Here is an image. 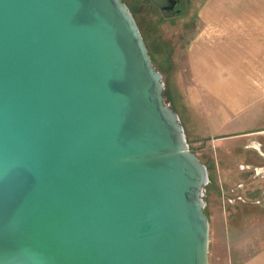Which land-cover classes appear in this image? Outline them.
I'll use <instances>...</instances> for the list:
<instances>
[{"label": "water", "instance_id": "obj_1", "mask_svg": "<svg viewBox=\"0 0 264 264\" xmlns=\"http://www.w3.org/2000/svg\"><path fill=\"white\" fill-rule=\"evenodd\" d=\"M163 87L123 0H0V264H208Z\"/></svg>", "mask_w": 264, "mask_h": 264}, {"label": "crops", "instance_id": "obj_2", "mask_svg": "<svg viewBox=\"0 0 264 264\" xmlns=\"http://www.w3.org/2000/svg\"><path fill=\"white\" fill-rule=\"evenodd\" d=\"M183 1L193 7L197 26L186 46L193 85L185 111L178 114L180 123L184 132L210 138L219 147L207 165L211 172L215 163L217 173L208 176L217 178L235 199L249 200L242 207L245 213H234L224 224L258 225L253 210L264 200V188L247 191L239 180L264 178V0ZM231 179L235 185L229 188ZM208 204L214 212L211 199ZM215 242L213 257L219 246ZM223 249L230 252L227 244ZM230 264H264V240Z\"/></svg>", "mask_w": 264, "mask_h": 264}, {"label": "rangeland", "instance_id": "obj_3", "mask_svg": "<svg viewBox=\"0 0 264 264\" xmlns=\"http://www.w3.org/2000/svg\"><path fill=\"white\" fill-rule=\"evenodd\" d=\"M123 1L137 23L154 67L161 74L164 101L175 110L177 115L181 114L188 104L187 93L193 85L186 62V46L197 26L196 18L192 15L193 7H189L183 0H179L177 4L179 12L171 16H163L158 7L150 0ZM184 135L189 149L204 164L207 171L209 168L207 165L210 163L208 159L212 155L211 153L219 150V147L214 146L210 138L197 139L198 137L195 138L197 135L193 136L187 131L184 132ZM231 148L234 150V147ZM212 164L215 165V163ZM213 165H211V172L210 170L207 172L208 179L204 185L202 196L203 211L208 223V264H230L237 258L250 254L252 250L262 244L264 240V200H259L257 211L253 210L258 225H225L224 222L234 213L247 211L242 207L248 204L249 200L245 197H242V200L235 199L237 198L235 194L226 193V190L221 188V183L217 178L209 177L210 173H217L213 172L215 171ZM215 166L217 168V165ZM239 181L244 182L247 191L255 189L260 191L264 188V178L245 177ZM226 183L229 188L235 185L234 179ZM222 187L225 188V184L222 183ZM209 198L214 212L209 208ZM214 242L219 246L213 257L212 245ZM226 244L230 248L228 253L224 249L222 250Z\"/></svg>", "mask_w": 264, "mask_h": 264}, {"label": "flooded vegetation", "instance_id": "obj_4", "mask_svg": "<svg viewBox=\"0 0 264 264\" xmlns=\"http://www.w3.org/2000/svg\"><path fill=\"white\" fill-rule=\"evenodd\" d=\"M179 3V0H178V2H177V4ZM177 4H176V6L175 7H177Z\"/></svg>", "mask_w": 264, "mask_h": 264}]
</instances>
